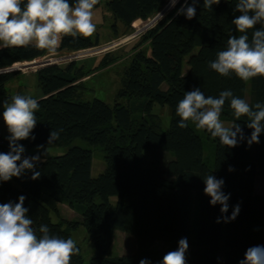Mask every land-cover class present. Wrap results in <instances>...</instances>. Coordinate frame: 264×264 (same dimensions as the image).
<instances>
[{"label":"trees","instance_id":"obj_1","mask_svg":"<svg viewBox=\"0 0 264 264\" xmlns=\"http://www.w3.org/2000/svg\"><path fill=\"white\" fill-rule=\"evenodd\" d=\"M166 2L109 0L114 31L118 23L128 30L137 20L151 18ZM187 4L191 6L192 0ZM235 4L236 0H221L207 10L203 0H198L196 15L189 20L177 15L185 5V0H179L141 36L113 104L85 97V83L79 81L84 73L74 61L67 66L49 61L34 67L40 89L39 96L32 97L39 103L37 124L31 133L35 139L17 143L67 150L35 163L33 170H25L19 177L0 181V204L16 203L24 196V207L37 234L40 225H47L51 234L67 239L72 237L65 223L73 228L83 225L94 254L85 262L79 251L71 264H140L142 259L159 264L167 252L178 248L181 238H187L191 248L186 252L187 264H239L248 248L264 245V192L255 188L258 175L264 180V132L258 144L249 146L252 129L242 117L236 123L245 139L229 148L221 146L206 130L201 134L191 122L185 129L177 126L180 117L176 106L184 93L194 88L214 97L231 90L250 104L264 103V77L245 82L235 74L220 76L208 66L227 39L238 35L232 24L240 15L234 11ZM100 5L101 0L94 10ZM248 34L251 38V30ZM99 44L98 36H67L58 50L78 51ZM48 54L32 45L0 50V104L11 101L14 95L7 84L26 68V63ZM156 104L169 109L170 125L166 129L162 115L154 112ZM221 120L234 122L227 102ZM59 129H63L60 139L48 145L50 132ZM204 136L215 144L212 165L205 156ZM8 137L0 133V153L10 151ZM76 140L87 145H72ZM93 147L104 151L105 168L97 177L91 173ZM146 149L151 153L150 161ZM34 171L40 172L36 180L31 178ZM210 173L225 181L222 191L230 194L227 213L220 212L219 204L210 205V197L204 194V176ZM194 202L198 217L190 239ZM61 203L79 208L81 219L65 221L60 215ZM237 204L238 216L225 223L223 217H230ZM117 229L134 237V251L113 255ZM161 243L165 249L159 248Z\"/></svg>","mask_w":264,"mask_h":264},{"label":"clouds","instance_id":"obj_2","mask_svg":"<svg viewBox=\"0 0 264 264\" xmlns=\"http://www.w3.org/2000/svg\"><path fill=\"white\" fill-rule=\"evenodd\" d=\"M188 6L187 0L177 15H185L191 20L196 15V3ZM221 0H203V7L212 10V5ZM99 0H0V50L34 46L55 55L63 37H91L96 31L93 22L94 8ZM177 0H170L174 7ZM234 11L239 12L232 24L238 35H231L222 50L216 52L214 60L208 66L220 76L235 74L242 81L255 77H264V0H236ZM260 27L257 28L256 26ZM251 30V38L249 31ZM226 102L229 104L234 122L225 126L221 114ZM3 120L10 136L7 153H0V181H9L21 176L25 170H33L34 162L40 161V155L24 157L25 148L18 141L35 139L31 135L37 124L35 113L39 103L31 96L16 94L11 101H3ZM176 115L180 117L178 127L185 129L189 122L197 129L206 130L212 138H218L221 146L237 147L244 140L243 129L236 121L246 118L247 128L252 129L247 143H259L264 132V103L250 104L247 100L235 96L231 90L221 91L218 97L206 96L200 88L185 92L176 106ZM63 129L52 130L48 145L60 139ZM43 145L38 148H43ZM233 169L230 167L229 171ZM40 177L34 171L32 179ZM204 194L210 197V205L219 204L220 212L227 213L230 194L222 191L225 181L217 179L211 173L204 176ZM25 197L20 196L16 203L0 204V264H71L74 255L80 249L72 238H61L51 234L47 225L37 230L29 218L28 208L24 207ZM240 211L235 205L231 216L223 217L225 223L235 220ZM217 222H221L218 218ZM187 238H181L178 248L167 252L159 264H187ZM140 264H150L142 259ZM239 264H264V245L248 248Z\"/></svg>","mask_w":264,"mask_h":264},{"label":"rangeland","instance_id":"obj_3","mask_svg":"<svg viewBox=\"0 0 264 264\" xmlns=\"http://www.w3.org/2000/svg\"><path fill=\"white\" fill-rule=\"evenodd\" d=\"M108 1L109 0H101L100 7L94 10L93 22L96 24V31L93 34V37H99V45L78 51L57 50L55 55L48 54L45 58L39 59L38 61L23 62L27 65L21 72H26L30 75L35 71L34 67H39V65L49 61L57 62L62 66H67L74 61L77 67H81V72L84 73L79 77V81L85 83V97L87 99L97 97L113 104L116 99L117 91L122 85L125 68L129 65L132 55L135 52V47L141 36L156 23L157 19L162 15H165V13L172 7H170V0H167L163 8L151 18L147 20H137L133 23L132 28L128 30H126L121 23H118L117 31L115 32L113 28L115 20L107 7ZM178 1L179 0H177V3ZM105 59L108 61L106 62ZM185 65H187V63H185ZM20 85H22L23 88L20 89ZM167 86L166 83L162 85L163 89H166ZM7 88L9 93L13 95L18 94L20 91H23V94L26 96H39L40 94L38 78L36 75L28 78L22 76L21 73L17 74L16 77L8 82ZM2 105L3 102L0 104V133L3 136H10L3 120ZM154 112L162 115L164 128H168L170 125V113L168 107L162 108L160 105L156 104L154 106ZM135 115L137 116L139 113L136 112ZM222 122L225 126H230L231 123H233L232 121L226 120H222ZM198 131L203 134L201 129H198ZM25 140L29 141L30 138ZM204 141L205 156L208 159L209 164L212 165L214 162L215 144L208 140L206 136H204ZM73 144L87 145L86 142L81 140H76L72 145ZM21 145L25 148V152L23 153L24 157L40 155V161L51 155L62 154L67 150L64 147L58 146L38 148L40 145H31L28 143ZM92 149L93 165L91 173L92 177H97L105 168L104 151L98 147H93ZM145 153L150 161L151 153L148 149L145 150ZM38 162H34V164ZM263 183L264 180L262 176L258 175L255 186L256 191H262L264 186ZM193 195L195 200V192ZM112 200L115 201L116 198L112 197ZM59 208L60 215L65 221L74 222L81 219V210L79 208H74L67 203H61ZM191 214L192 225L194 226L192 227L193 232L190 239H192L195 234V225L198 217V206L195 205V202L194 206H192ZM53 220L59 221L56 216H53ZM64 228L68 229L71 237L78 245L85 262H89L94 254V247L86 228L81 224L73 228L67 223L64 224ZM135 246V239L132 235L124 230L117 229L115 231L113 255L119 256L130 253L135 250ZM159 248L165 249V245L161 243L159 244ZM188 249L191 250V248Z\"/></svg>","mask_w":264,"mask_h":264},{"label":"crops","instance_id":"obj_4","mask_svg":"<svg viewBox=\"0 0 264 264\" xmlns=\"http://www.w3.org/2000/svg\"><path fill=\"white\" fill-rule=\"evenodd\" d=\"M21 75L24 76V77H28V78H30L31 76H35V75H36V72L34 71V72H33L32 74H30V75H29L28 73H26V72H21ZM36 76H37V75H36ZM15 77H16V76H15ZM11 80H12V79H11ZM11 80H10V81H11ZM19 87H20V89L23 88L22 85H20ZM8 91H9V90H8ZM19 93H20V94H23V91H20ZM19 93H18V94H19ZM31 97H33V96H31ZM26 141H27V140H26ZM262 182H263V181H262ZM263 185H264V183H263ZM256 192H258V193H263V192H264V186H263L262 191H256Z\"/></svg>","mask_w":264,"mask_h":264}]
</instances>
